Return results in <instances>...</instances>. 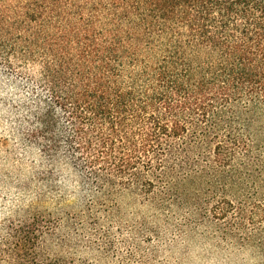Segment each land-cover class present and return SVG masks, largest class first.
<instances>
[{
    "label": "trees",
    "instance_id": "obj_1",
    "mask_svg": "<svg viewBox=\"0 0 264 264\" xmlns=\"http://www.w3.org/2000/svg\"><path fill=\"white\" fill-rule=\"evenodd\" d=\"M0 64L38 68L32 137L104 196L226 233L264 215V0H0Z\"/></svg>",
    "mask_w": 264,
    "mask_h": 264
},
{
    "label": "rangeland",
    "instance_id": "obj_2",
    "mask_svg": "<svg viewBox=\"0 0 264 264\" xmlns=\"http://www.w3.org/2000/svg\"><path fill=\"white\" fill-rule=\"evenodd\" d=\"M37 70L0 64V264L21 263L24 230H38L36 252L49 264H264L260 211L226 233L211 217L104 196L64 155L52 164L32 137L39 89L26 76Z\"/></svg>",
    "mask_w": 264,
    "mask_h": 264
}]
</instances>
